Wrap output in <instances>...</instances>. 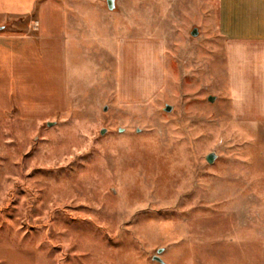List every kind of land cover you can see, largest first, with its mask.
I'll use <instances>...</instances> for the list:
<instances>
[{"label": "rangeland", "instance_id": "374dc122", "mask_svg": "<svg viewBox=\"0 0 264 264\" xmlns=\"http://www.w3.org/2000/svg\"><path fill=\"white\" fill-rule=\"evenodd\" d=\"M41 3L66 68L0 113V264H264L263 63L217 0Z\"/></svg>", "mask_w": 264, "mask_h": 264}, {"label": "crops", "instance_id": "0c3cea01", "mask_svg": "<svg viewBox=\"0 0 264 264\" xmlns=\"http://www.w3.org/2000/svg\"><path fill=\"white\" fill-rule=\"evenodd\" d=\"M42 0H0V113L34 107L59 93L66 68L63 10ZM217 29L247 72L261 62L264 84V0H217ZM257 52H256V51ZM263 81V82H262Z\"/></svg>", "mask_w": 264, "mask_h": 264}, {"label": "water", "instance_id": "95a60500", "mask_svg": "<svg viewBox=\"0 0 264 264\" xmlns=\"http://www.w3.org/2000/svg\"><path fill=\"white\" fill-rule=\"evenodd\" d=\"M107 4H108L109 9H113L115 7V0H107ZM2 28L3 27L0 26V29H2ZM197 33H198V29L197 28H194L193 31H192V34L193 35H197ZM208 98H209L210 101H214L216 99V96L215 95H210ZM171 109H172V105L166 104L165 110L166 111H171ZM102 132H105V129H102ZM215 155H216L215 153L208 154L207 157H206L207 161L212 162L214 160V158H215ZM154 258L162 261L157 256H155Z\"/></svg>", "mask_w": 264, "mask_h": 264}]
</instances>
